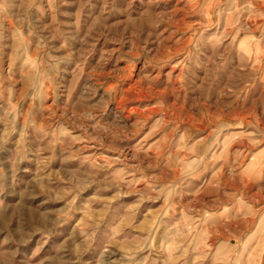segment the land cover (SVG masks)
Returning a JSON list of instances; mask_svg holds the SVG:
<instances>
[{"label":"clouds","instance_id":"9594fccd","mask_svg":"<svg viewBox=\"0 0 264 264\" xmlns=\"http://www.w3.org/2000/svg\"><path fill=\"white\" fill-rule=\"evenodd\" d=\"M0 264H264V0H0Z\"/></svg>","mask_w":264,"mask_h":264}]
</instances>
